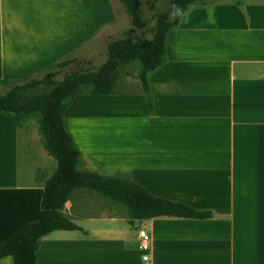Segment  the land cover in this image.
I'll return each instance as SVG.
<instances>
[{
    "label": "crops",
    "instance_id": "obj_1",
    "mask_svg": "<svg viewBox=\"0 0 264 264\" xmlns=\"http://www.w3.org/2000/svg\"><path fill=\"white\" fill-rule=\"evenodd\" d=\"M121 12L112 0H0V80L42 76L87 51ZM170 51L150 76L151 107L127 78L131 91L76 96L63 123L78 169L126 172L208 217L128 219L90 205L73 214L68 201L77 229L44 236L37 264H142L144 254L150 264H264V0L190 4ZM53 160L35 124L0 112V242L38 220Z\"/></svg>",
    "mask_w": 264,
    "mask_h": 264
},
{
    "label": "trees",
    "instance_id": "obj_2",
    "mask_svg": "<svg viewBox=\"0 0 264 264\" xmlns=\"http://www.w3.org/2000/svg\"><path fill=\"white\" fill-rule=\"evenodd\" d=\"M118 1L131 26L125 32L126 37L107 45L106 59L95 71L74 72L55 81L56 73L77 60V56L71 54L55 63L40 79L0 80V89L9 88L0 92V112L11 113L18 128L33 121L43 149L56 162L43 184L38 220L24 223L9 240L0 242V258L10 256L13 264H37L36 251L44 236L56 230L77 229L64 210L68 201L73 214L82 213L90 205L123 212L128 219L208 217V213L196 211L184 203L150 194L126 172L103 174L77 168L79 150L63 123V114L74 98L81 94H122L126 79L133 78L151 107L150 76L171 59L174 29L188 6L196 0H171L168 9L152 16V37L135 41L129 38L131 33L140 30L144 34L147 24L141 15L140 0ZM173 5L183 11L170 17Z\"/></svg>",
    "mask_w": 264,
    "mask_h": 264
},
{
    "label": "rangeland",
    "instance_id": "obj_3",
    "mask_svg": "<svg viewBox=\"0 0 264 264\" xmlns=\"http://www.w3.org/2000/svg\"><path fill=\"white\" fill-rule=\"evenodd\" d=\"M196 0L191 4H197ZM112 2L119 6L120 12L123 11L124 13H120L118 15L117 20L112 25L111 28L108 29V36L103 39H97L94 40L93 43H91L90 48L87 51L79 53V57H77L75 62L73 64L69 65L68 67H65L60 72L56 73L54 76L55 81H60L65 75L74 73V72H80V71H95L106 59L107 56V45L112 42L115 39L126 37V30L131 26L129 22V18L127 14L125 13L124 9L122 8L121 4L118 2V0H112ZM154 2L153 8L151 7ZM171 0H140V9H141V15L144 20H146V29L145 33L143 34L140 30H135L131 33L129 38L131 40H135L137 38H151L150 36L152 34V26H153V20L152 16L156 13L163 12L170 6ZM75 51V55H76ZM70 57V55H69ZM36 79H40L41 76L35 77ZM128 82L132 83V79H128ZM128 89L126 91H131L132 87H127ZM9 90V88H2L0 89V92H5ZM79 96H91L89 94H81ZM34 122L31 121L29 123V129L33 128ZM39 135V134H38ZM24 138V137H23ZM40 141V136H39ZM41 144V143H40ZM54 164L55 161L53 160ZM96 207V206H95Z\"/></svg>",
    "mask_w": 264,
    "mask_h": 264
},
{
    "label": "built area",
    "instance_id": "obj_4",
    "mask_svg": "<svg viewBox=\"0 0 264 264\" xmlns=\"http://www.w3.org/2000/svg\"><path fill=\"white\" fill-rule=\"evenodd\" d=\"M139 237L141 238V244H140L141 250H143L144 252L148 251L149 240H150L149 235H147L145 232L141 231V232H139ZM141 260H142V264H150V259H149V256L147 254H144L142 256Z\"/></svg>",
    "mask_w": 264,
    "mask_h": 264
},
{
    "label": "clouds",
    "instance_id": "obj_5",
    "mask_svg": "<svg viewBox=\"0 0 264 264\" xmlns=\"http://www.w3.org/2000/svg\"><path fill=\"white\" fill-rule=\"evenodd\" d=\"M182 9H180L177 5H173V12H171L169 15L170 17L178 16L182 13Z\"/></svg>",
    "mask_w": 264,
    "mask_h": 264
}]
</instances>
